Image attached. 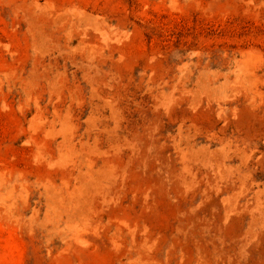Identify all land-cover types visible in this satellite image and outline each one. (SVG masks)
Returning <instances> with one entry per match:
<instances>
[{"label":"rangeland","instance_id":"rangeland-1","mask_svg":"<svg viewBox=\"0 0 264 264\" xmlns=\"http://www.w3.org/2000/svg\"><path fill=\"white\" fill-rule=\"evenodd\" d=\"M0 264H264V0H0Z\"/></svg>","mask_w":264,"mask_h":264}]
</instances>
